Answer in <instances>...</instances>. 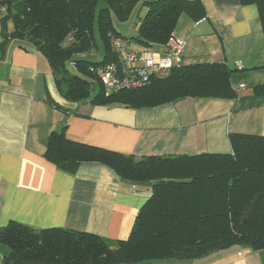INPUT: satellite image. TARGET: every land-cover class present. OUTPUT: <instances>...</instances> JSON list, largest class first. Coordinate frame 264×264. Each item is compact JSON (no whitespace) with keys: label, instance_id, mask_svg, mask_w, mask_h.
Returning a JSON list of instances; mask_svg holds the SVG:
<instances>
[{"label":"trees","instance_id":"obj_1","mask_svg":"<svg viewBox=\"0 0 264 264\" xmlns=\"http://www.w3.org/2000/svg\"><path fill=\"white\" fill-rule=\"evenodd\" d=\"M142 2L147 13L137 36L126 39L143 51H164L183 15L195 22L206 17L201 0H0V52L10 40L33 44L72 103L140 109L188 98L235 100L232 71L220 63L183 62L145 87L106 95L90 67L116 61L110 39L122 36L112 18L127 21ZM241 2L258 7L264 26V0ZM95 27L105 49L100 63L81 57L96 48ZM95 84L100 89L92 95ZM229 141L230 154L137 157L72 141L64 130L52 133L46 158L57 168L75 174L83 164L99 163L147 185L151 195L126 240L11 222L0 229V245L9 250L4 264H151L200 260L233 247L264 251V136L231 134Z\"/></svg>","mask_w":264,"mask_h":264},{"label":"crops","instance_id":"obj_2","mask_svg":"<svg viewBox=\"0 0 264 264\" xmlns=\"http://www.w3.org/2000/svg\"><path fill=\"white\" fill-rule=\"evenodd\" d=\"M201 1L206 17L195 22L183 15L174 33L185 43L184 64L226 65L235 100L188 98L140 109L72 103L60 95L33 44L7 43L0 52V229L15 222L110 241L130 236L149 187L99 163L83 164L75 174L57 168L46 158L54 132L137 157L230 154L229 135L264 136V26L258 7L241 0ZM8 252L0 245V264ZM151 264H264V251L233 247L200 260Z\"/></svg>","mask_w":264,"mask_h":264},{"label":"built area","instance_id":"obj_3","mask_svg":"<svg viewBox=\"0 0 264 264\" xmlns=\"http://www.w3.org/2000/svg\"><path fill=\"white\" fill-rule=\"evenodd\" d=\"M67 40L74 42L72 36ZM110 46L116 61L90 67V72L102 84L107 96L145 87L153 78L167 76L184 62L185 43L175 35L169 38L163 53L158 54L134 49L130 40L122 37H111ZM87 55L82 54L81 57ZM72 67H75L74 63Z\"/></svg>","mask_w":264,"mask_h":264},{"label":"rangeland","instance_id":"obj_4","mask_svg":"<svg viewBox=\"0 0 264 264\" xmlns=\"http://www.w3.org/2000/svg\"><path fill=\"white\" fill-rule=\"evenodd\" d=\"M147 13V7L142 3H139L134 11L132 12L129 19L125 22L119 21L117 18H112V24L117 33L122 37L134 39L137 36L138 26L141 24V21ZM94 38L96 43V48L93 49L91 55L86 56V60L92 63H100L104 59L105 49L102 44V41L99 37L97 27L94 29ZM132 41V40H131ZM71 73H74L73 68H69ZM99 85H94V90L92 95H95L99 92ZM168 261V260H167ZM160 262V261H157Z\"/></svg>","mask_w":264,"mask_h":264}]
</instances>
